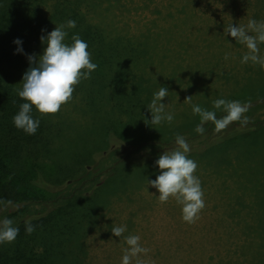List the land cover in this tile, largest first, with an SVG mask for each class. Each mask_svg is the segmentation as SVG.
<instances>
[{
	"label": "rangeland",
	"instance_id": "374dc122",
	"mask_svg": "<svg viewBox=\"0 0 264 264\" xmlns=\"http://www.w3.org/2000/svg\"><path fill=\"white\" fill-rule=\"evenodd\" d=\"M101 4V9L107 8L103 15L110 16L122 34L148 30L141 59L132 65H110L101 75L108 87L105 93L93 85L89 95H79L80 103L72 99L57 115L47 116L59 126L56 139H50L44 150L47 158L35 155L26 163L24 151L18 157L0 151V186L9 189L11 197L33 200L13 216L21 204H0V220L11 219L19 228L53 209L61 195L78 188L89 193L116 168L110 182L88 202L98 217L85 240V264H121L129 235L140 236V245L149 249L140 254L144 264H191L200 257L205 264H215L217 256L210 252L214 243H223L227 234L239 230L244 241L259 243L256 262L264 264V67L241 63L247 48L227 35L230 24L264 21V0H105ZM259 47L264 55V44ZM134 81L137 85L132 88ZM161 86L169 91L161 103L174 120L153 125L148 122V106ZM189 96L191 104L184 102ZM216 99L250 101L251 107L245 113L247 125L232 123L219 133L213 125L208 131L213 138L260 125L245 140L237 139L210 154H188L198 165L195 174L205 201L200 218L188 224L182 220V206L171 199L160 203L159 193L147 182L160 174L156 161L177 147V135L189 139L198 134L200 118L192 105L213 108ZM83 100L87 101L84 110ZM122 106L128 114L122 113ZM215 112L217 118L226 115ZM106 129L114 134L105 137ZM121 137L146 142L138 147V141L125 143L117 139ZM186 141L190 149L198 148L195 141ZM71 172L76 175L51 182ZM123 225L125 233L113 236L112 228ZM8 244L0 243V248Z\"/></svg>",
	"mask_w": 264,
	"mask_h": 264
},
{
	"label": "trees",
	"instance_id": "16d2710c",
	"mask_svg": "<svg viewBox=\"0 0 264 264\" xmlns=\"http://www.w3.org/2000/svg\"><path fill=\"white\" fill-rule=\"evenodd\" d=\"M103 1L105 0H0V151L9 150L14 153L12 157H18L24 151L23 159L27 163L31 156L46 157L44 150L48 141L53 140L54 136L56 139L59 129L57 123L49 122L47 116H41L35 108L32 110V117L39 120V127L34 135L17 129L13 123V117L18 114L21 104L26 102L18 96V90H22V77L30 67L28 57L35 54L38 59L47 47L46 42L41 41V36L47 37L55 27L66 24L69 20L76 22L75 28H65L68 33L65 42L71 45V37L79 35L88 44L92 62L98 65L91 73L90 79L82 80L76 86L73 99L76 98L79 103V95H89V88L93 85L102 88L101 94L106 92L108 87L104 85L105 77L101 78V75L106 72L107 67L132 65L141 59L139 53L144 47L142 40L148 30L145 29L134 36L122 34L123 29L115 27L110 16L103 15L107 12V8L101 9ZM16 40L21 43L15 44ZM17 48L22 51L17 52ZM82 85H86L87 88L83 89ZM136 85L137 82L134 81L131 87ZM86 104V100L81 101L82 108ZM122 108L124 109L122 113L128 114V110L124 106ZM202 108L216 111L205 106ZM258 125L260 123H255L254 128L230 130L222 137L213 138L208 135L213 124L208 122L204 125L203 135L197 134L186 139L195 141L198 146L191 149L189 154L194 152L210 154L215 148H224L223 145L233 143L237 139L245 140L255 135L259 129ZM127 126L124 124L125 130ZM117 127L119 131L124 132L121 130L123 128L121 123ZM112 134L114 133L110 129L104 131L105 137ZM128 135L130 134L125 133L124 136ZM117 139L125 143L138 141L139 143L136 142L138 147L146 142L140 138ZM107 146L105 145L100 152ZM114 170L116 168L111 169L112 172L102 184L91 187L89 193L78 188L59 196L53 209L31 220L35 229L31 234L26 233V223L22 224L16 239L0 248V264H85L87 256L85 240L95 230L92 222L98 217L88 202L110 182ZM79 171L77 170V174ZM75 175L73 172L67 173L51 182L59 183L67 176ZM8 201L21 204L15 213H11L10 216H13L23 211L33 200L19 199L16 195L11 197V191L0 186V204ZM242 236L243 231L239 230L231 235L227 234L223 243H214L210 252L213 251L217 256L215 264H260L256 262L258 260L256 249L259 248V243L254 239L244 241ZM219 244L223 246L220 249L217 247ZM201 254L202 252L199 256ZM191 264H205V260L200 257L198 262L193 260Z\"/></svg>",
	"mask_w": 264,
	"mask_h": 264
},
{
	"label": "clouds",
	"instance_id": "9594fccd",
	"mask_svg": "<svg viewBox=\"0 0 264 264\" xmlns=\"http://www.w3.org/2000/svg\"><path fill=\"white\" fill-rule=\"evenodd\" d=\"M76 22L69 20L66 24L55 27L47 37L41 36V41L46 42L47 47L37 59L35 54L28 57L30 67L22 77V90H18V96L26 101L21 104L18 114L13 117V123L17 129L23 130L28 135H34L39 127V120L33 119V108L41 116H55L61 108L73 99L75 88L82 80L91 78L98 65L92 62L88 51V44L79 35L71 37V45L65 42L68 33L65 28H75ZM227 35L235 41L244 44L247 52L241 63L251 62L264 67V55L260 53V44H264V21L257 22L250 19L246 26L230 24ZM20 44L21 41H14ZM22 51L17 48V52ZM228 56L226 54L225 59ZM169 94L167 87H159L158 92L149 104L153 125H161L164 122L171 124L174 114L166 111L167 105L161 103ZM184 102L191 104L192 96L186 97ZM251 107V102L228 101L216 99L213 108L222 110L226 115L217 118L215 111H209L199 105H192L194 115H198L200 123L195 131L203 135L204 125L211 122L217 133L225 130L230 124L239 122L247 125L249 122L245 113ZM177 147L164 152L156 161L160 174L155 180L147 182L149 187L155 188L159 193L157 199L160 203L175 200L182 206V220L188 224H194L200 218V213L205 207L204 192L201 181L196 176L197 163L189 158L191 151L186 139L177 135L175 138ZM147 191V190H146ZM12 202L8 201L7 205ZM31 221L26 222V233L34 231ZM127 230L126 225L112 228V235L121 237ZM19 234V228L13 225L8 218L0 220V243H12ZM127 248L124 249L121 264H144L140 254H147L149 249L140 245V236L129 235L125 237Z\"/></svg>",
	"mask_w": 264,
	"mask_h": 264
}]
</instances>
